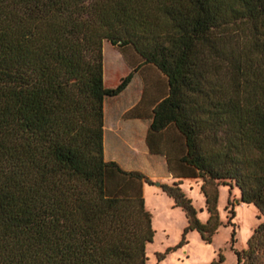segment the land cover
<instances>
[{"label": "trees", "instance_id": "obj_1", "mask_svg": "<svg viewBox=\"0 0 264 264\" xmlns=\"http://www.w3.org/2000/svg\"><path fill=\"white\" fill-rule=\"evenodd\" d=\"M103 41L165 78L145 115L139 101L128 113L177 179L160 189L184 233L208 243L216 232L213 185H232L264 219V0H0V264L145 263L149 182L103 147L104 99L137 67L104 88ZM182 179L202 181L204 222ZM234 254L264 264V221Z\"/></svg>", "mask_w": 264, "mask_h": 264}, {"label": "rangeland", "instance_id": "obj_2", "mask_svg": "<svg viewBox=\"0 0 264 264\" xmlns=\"http://www.w3.org/2000/svg\"><path fill=\"white\" fill-rule=\"evenodd\" d=\"M124 51L111 47L108 41L102 42L104 88H115L121 78L137 67L125 90L115 97L104 99V159L117 163L123 170L142 173L149 182L142 186V198L144 209L150 215L153 237L145 245L144 264H210L217 260L218 255L222 257L220 264H243L242 261L237 262L234 251L245 250L253 229L264 219L257 218L258 213L253 205L239 202V194L232 185H213L208 189H211L209 195L215 198L214 212L219 223L216 232L208 243L203 242L196 231L184 233V212L174 207L172 199L160 189V185L169 186L177 179L167 173L163 156L148 154L144 139L147 121L131 120L128 113L139 101L144 104L136 111L145 115L148 103L151 101V108L155 101L166 94V81L155 68L138 66L141 60L130 47ZM115 127L122 131L123 145L107 131V128ZM168 135L169 138H176L172 130ZM201 185L200 179H182L178 187L189 199L196 219L204 222L209 214ZM157 255L163 258L157 261Z\"/></svg>", "mask_w": 264, "mask_h": 264}, {"label": "crops", "instance_id": "obj_3", "mask_svg": "<svg viewBox=\"0 0 264 264\" xmlns=\"http://www.w3.org/2000/svg\"><path fill=\"white\" fill-rule=\"evenodd\" d=\"M124 113V112H123ZM122 113V114H123ZM131 120H135V119H131ZM105 107H104V104H103V130H105ZM121 129L119 127H115V129H112V128H107V131H109L111 134H113L115 137H116V140H119L122 142V145L123 143L125 142L124 138H122L120 135H121V132L120 131ZM123 147V146H122Z\"/></svg>", "mask_w": 264, "mask_h": 264}, {"label": "water", "instance_id": "obj_4", "mask_svg": "<svg viewBox=\"0 0 264 264\" xmlns=\"http://www.w3.org/2000/svg\"><path fill=\"white\" fill-rule=\"evenodd\" d=\"M157 185H159V184H157Z\"/></svg>", "mask_w": 264, "mask_h": 264}]
</instances>
